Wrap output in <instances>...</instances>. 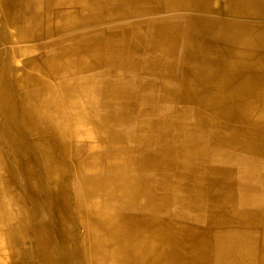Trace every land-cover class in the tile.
Masks as SVG:
<instances>
[{"label":"bare ground","instance_id":"1","mask_svg":"<svg viewBox=\"0 0 264 264\" xmlns=\"http://www.w3.org/2000/svg\"><path fill=\"white\" fill-rule=\"evenodd\" d=\"M0 264H264V0H0Z\"/></svg>","mask_w":264,"mask_h":264},{"label":"crops","instance_id":"2","mask_svg":"<svg viewBox=\"0 0 264 264\" xmlns=\"http://www.w3.org/2000/svg\"><path fill=\"white\" fill-rule=\"evenodd\" d=\"M0 192H1V190H0ZM0 199H1V196H0ZM1 205V204H0Z\"/></svg>","mask_w":264,"mask_h":264}]
</instances>
